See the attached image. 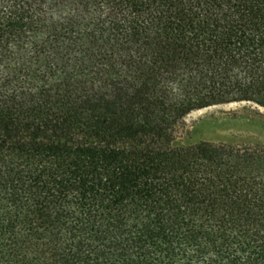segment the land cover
<instances>
[{
    "label": "trees",
    "instance_id": "16d2710c",
    "mask_svg": "<svg viewBox=\"0 0 264 264\" xmlns=\"http://www.w3.org/2000/svg\"><path fill=\"white\" fill-rule=\"evenodd\" d=\"M264 109V0H0V264H264V147L181 144Z\"/></svg>",
    "mask_w": 264,
    "mask_h": 264
},
{
    "label": "rangeland",
    "instance_id": "374dc122",
    "mask_svg": "<svg viewBox=\"0 0 264 264\" xmlns=\"http://www.w3.org/2000/svg\"><path fill=\"white\" fill-rule=\"evenodd\" d=\"M181 144L198 142L264 147V109L252 103H230L192 111L178 129Z\"/></svg>",
    "mask_w": 264,
    "mask_h": 264
}]
</instances>
